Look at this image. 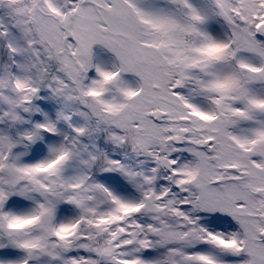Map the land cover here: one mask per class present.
I'll return each mask as SVG.
<instances>
[{
    "label": "snow or ice",
    "instance_id": "6c2138e0",
    "mask_svg": "<svg viewBox=\"0 0 264 264\" xmlns=\"http://www.w3.org/2000/svg\"><path fill=\"white\" fill-rule=\"evenodd\" d=\"M0 264H264V0H0Z\"/></svg>",
    "mask_w": 264,
    "mask_h": 264
}]
</instances>
